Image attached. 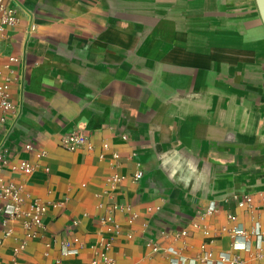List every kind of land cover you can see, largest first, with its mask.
Instances as JSON below:
<instances>
[{"label": "crops", "instance_id": "1", "mask_svg": "<svg viewBox=\"0 0 264 264\" xmlns=\"http://www.w3.org/2000/svg\"><path fill=\"white\" fill-rule=\"evenodd\" d=\"M5 1L18 21L0 31V83L10 78L14 105L0 107L1 174L28 194L22 209L37 201L46 210L29 236L11 221L5 237L0 214V263L254 257L255 236L222 228L248 231L253 213L264 222V22L256 1ZM71 132L85 134L92 149L63 148ZM22 160L35 166L30 174L11 169ZM113 174L122 176L114 186ZM244 196L251 207L238 205ZM211 205L217 211L200 218ZM111 224L117 232L107 231ZM179 230L187 235L176 239ZM202 243L216 261L196 259Z\"/></svg>", "mask_w": 264, "mask_h": 264}, {"label": "built area", "instance_id": "2", "mask_svg": "<svg viewBox=\"0 0 264 264\" xmlns=\"http://www.w3.org/2000/svg\"><path fill=\"white\" fill-rule=\"evenodd\" d=\"M15 9L8 4L5 0H0V31H4L5 28L9 26H14L18 19L16 17ZM11 60H15L11 58ZM9 81L10 78L6 76L4 80L0 83V107L4 112L6 111H13L14 105L8 98V89H9ZM60 142L63 148L68 151H76L82 148H87L89 150L92 149L91 143L89 142L87 136L81 132H71L69 134L62 135L60 138ZM25 147L27 149H31L29 144H26ZM107 144L103 145L104 149H107ZM44 151H41L38 156L44 155ZM103 157L102 155H100ZM111 158L113 160L118 159V154L116 152H112ZM8 163L5 155L0 153V214L3 216L1 224L7 225V228L4 232L5 237L11 234L12 228L9 225L11 221H20L23 228L28 232L27 236L34 235L36 233V228L42 225L41 216L45 212L46 208L43 204L34 201L29 204V209L24 210L22 209V205L28 199V194L24 191L23 186L14 184L12 182H5L1 172L3 167ZM34 165L30 164L26 160L20 161L18 164L11 165L12 170H19L24 174H30L34 170ZM143 175V172L138 169L133 174V179L138 181ZM122 180V176L118 174H113L107 178V181L114 186L116 183ZM259 202L260 204L264 205V193H259ZM238 205H246L248 207L252 206V198L250 196H244L240 201H238ZM217 211V208L213 205L207 206L204 209L199 210L198 214L200 218H204L207 215H211ZM227 219L229 221L235 222L236 216L233 213L226 214ZM135 217V215L133 216ZM252 226L248 231L238 228L237 226L233 225L229 228H222L223 232H227L231 237L235 236H243L247 238L248 236H255V238L261 243L257 246V254L254 257L250 256L248 260H243L237 254H232L229 252L220 254L216 260L214 254L211 250H205L206 243H202L200 246V251L196 256V259L210 263L212 261H216V264H261L257 262V258L264 257V222L260 221L256 214H251ZM111 221L110 218L102 219L103 223ZM74 223H76L74 221ZM146 224H143V227L146 228ZM35 229V230H34ZM117 225L111 224L107 227L108 232H117ZM205 235L209 234V231L206 229L203 232ZM162 237H167L168 234L164 231L160 232ZM187 235L186 230H179L175 232L174 238L178 239L183 236ZM102 244L104 245L105 249H109L111 246V241H103ZM24 242L21 243L20 247L14 250V253L17 252L18 249L23 248ZM65 247L69 246V243L66 242ZM146 245L150 246L151 249L156 252L163 250L162 246L152 239L146 241ZM235 249H248V247H234ZM103 261L106 264H111L112 259L103 254ZM170 261L173 264H184L186 262L185 258H170ZM96 260L92 261V264H96ZM1 264V263H0Z\"/></svg>", "mask_w": 264, "mask_h": 264}, {"label": "water", "instance_id": "3", "mask_svg": "<svg viewBox=\"0 0 264 264\" xmlns=\"http://www.w3.org/2000/svg\"><path fill=\"white\" fill-rule=\"evenodd\" d=\"M256 5L260 14V17L262 19V22H264V0H255Z\"/></svg>", "mask_w": 264, "mask_h": 264}]
</instances>
